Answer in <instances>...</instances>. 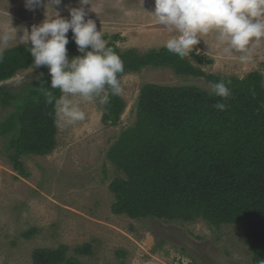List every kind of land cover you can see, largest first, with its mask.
Segmentation results:
<instances>
[{
    "label": "rangeland",
    "instance_id": "374dc122",
    "mask_svg": "<svg viewBox=\"0 0 264 264\" xmlns=\"http://www.w3.org/2000/svg\"><path fill=\"white\" fill-rule=\"evenodd\" d=\"M89 3L84 5L86 18L95 21L105 40L117 34L116 44L121 49L157 48L175 34L155 22L150 13L154 0ZM70 7H80L79 0H61L54 5L66 19ZM46 8L54 14L50 4ZM45 10L43 5L29 10L25 0H0V46L4 35L8 36L5 49L21 43L24 29L41 23ZM204 39L195 46L199 51L188 56L194 65L207 73L239 78L259 71L264 84V41L254 47L251 63H241L238 52L223 55L212 34ZM37 69L17 71L2 84L21 92L25 77ZM120 82L126 107L117 123H103L104 110L98 102L82 103L86 119L58 126L56 146L47 154L21 157V170L8 161V137L0 136V264H34L36 248L60 246L66 247L67 256H76L86 264H253L241 224L214 226L202 217L133 219L112 212L114 198L109 185L114 178L126 175L106 154L120 132L133 124L141 86L194 84L208 91L210 84L201 77L177 75L165 66L127 72ZM6 115L0 109V122ZM84 245L88 247L83 252L77 251Z\"/></svg>",
    "mask_w": 264,
    "mask_h": 264
},
{
    "label": "trees",
    "instance_id": "16d2710c",
    "mask_svg": "<svg viewBox=\"0 0 264 264\" xmlns=\"http://www.w3.org/2000/svg\"><path fill=\"white\" fill-rule=\"evenodd\" d=\"M66 45L69 57L77 55L71 30ZM117 34L106 36L108 46L121 57L124 72L144 67H169L177 75L201 77L210 83L231 80L229 107H213L221 98L189 84L162 86L145 83L135 105V120L124 128L107 151L106 158L125 173L114 178L109 190L111 210L133 219L192 220L202 217L214 226L238 223L250 247L253 264L264 259V84L259 71L243 79L207 73L165 47L121 49ZM28 46L18 43L4 51L0 62V136H7L6 157L21 170V157L43 155L56 146L58 125L53 106L46 103L50 74L40 67L25 77L21 92L2 84L17 71L32 67ZM199 58V57H198ZM198 60H201L199 58ZM43 73V75H40ZM39 77V78H37ZM224 102V101H221ZM103 123H117L126 103L109 96L102 105ZM27 235L30 232H26ZM88 245L80 246L83 252ZM65 246L39 247L34 264H86L67 256ZM193 264V263H187ZM195 264V263H194Z\"/></svg>",
    "mask_w": 264,
    "mask_h": 264
},
{
    "label": "clouds",
    "instance_id": "9594fccd",
    "mask_svg": "<svg viewBox=\"0 0 264 264\" xmlns=\"http://www.w3.org/2000/svg\"><path fill=\"white\" fill-rule=\"evenodd\" d=\"M60 3L61 0H25V7L29 10L41 5L46 10L41 23L32 25L30 30L24 29L21 43L31 44L28 52L32 57V68L48 69L50 87L58 89L60 95L46 91V103L53 106L54 122L67 127L86 119L82 103L106 105L110 95L122 93L118 77L124 72V62L108 46L95 21L86 18L88 12L84 5H90L89 0H79L80 7H70V18L67 19L54 8ZM48 4L54 14H49ZM90 10L95 12L91 6ZM150 13L157 24L175 33L163 47L181 59L199 51L195 46L212 34L223 55L238 52L239 62L251 63L254 47L264 41V0H154ZM69 30L73 33L78 53L71 57L66 48ZM7 40L8 36L4 35L0 62L4 58ZM230 84V79L209 84V95H216L224 101H217L213 105L215 109L225 111L229 107ZM259 264H264V259Z\"/></svg>",
    "mask_w": 264,
    "mask_h": 264
}]
</instances>
